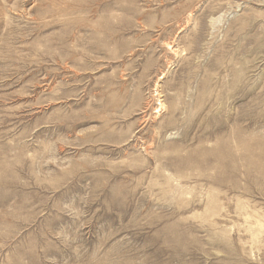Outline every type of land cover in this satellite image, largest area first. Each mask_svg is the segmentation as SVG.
Instances as JSON below:
<instances>
[{
  "label": "rangeland",
  "instance_id": "374dc122",
  "mask_svg": "<svg viewBox=\"0 0 264 264\" xmlns=\"http://www.w3.org/2000/svg\"><path fill=\"white\" fill-rule=\"evenodd\" d=\"M0 264H264V0H0Z\"/></svg>",
  "mask_w": 264,
  "mask_h": 264
}]
</instances>
